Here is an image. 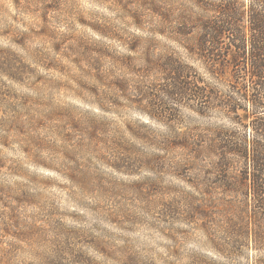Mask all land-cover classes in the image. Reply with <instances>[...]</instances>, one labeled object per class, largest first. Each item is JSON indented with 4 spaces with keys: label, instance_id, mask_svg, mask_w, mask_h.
<instances>
[{
    "label": "rangeland",
    "instance_id": "1",
    "mask_svg": "<svg viewBox=\"0 0 264 264\" xmlns=\"http://www.w3.org/2000/svg\"><path fill=\"white\" fill-rule=\"evenodd\" d=\"M157 2L175 9L174 20L191 7ZM153 4L0 0V264L264 258L215 245L225 217L195 216L182 198L192 189L175 174L189 153L159 147L172 134L247 129L223 105L231 80L159 35ZM172 52L217 91L204 115L195 101L166 95L158 65Z\"/></svg>",
    "mask_w": 264,
    "mask_h": 264
},
{
    "label": "trees",
    "instance_id": "2",
    "mask_svg": "<svg viewBox=\"0 0 264 264\" xmlns=\"http://www.w3.org/2000/svg\"><path fill=\"white\" fill-rule=\"evenodd\" d=\"M187 4L191 7L174 20L175 9L167 11L154 0L160 21L156 32L183 46L210 73L231 80L232 90L223 105L233 122L247 131L220 130L212 138L172 134L156 144L189 153L175 174L192 189L182 198L195 216L207 223L219 210L225 217L226 232L218 239L221 243L213 240L215 245L264 251V0H187ZM170 56L158 65L167 82L166 95L195 101L197 112L204 115L217 91L193 74V66L173 52ZM156 120L178 121L171 115H158ZM255 264H264V258Z\"/></svg>",
    "mask_w": 264,
    "mask_h": 264
}]
</instances>
